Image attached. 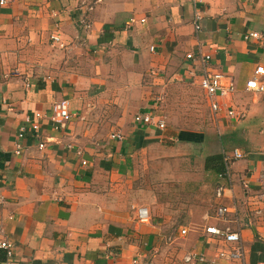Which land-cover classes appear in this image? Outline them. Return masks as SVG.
Wrapping results in <instances>:
<instances>
[{
    "label": "crops",
    "instance_id": "0c3cea01",
    "mask_svg": "<svg viewBox=\"0 0 264 264\" xmlns=\"http://www.w3.org/2000/svg\"><path fill=\"white\" fill-rule=\"evenodd\" d=\"M88 1L0 4V239L11 243V264H131L146 248L141 243L153 245L165 225L133 223L119 210L129 178V152L134 144L157 136L156 127L116 123L118 140L110 138L114 132L94 135V128L83 127L75 117L56 131L46 116L39 120L35 139L26 121L34 112L47 113L59 99L67 100L72 113L88 111L95 108L90 89L101 84L107 98L115 94L111 87L118 80L119 92L126 83H137V95L130 96L140 98L136 112L160 118L151 95H165L172 84L197 85L202 71L230 77L232 102L247 98V114L264 103L259 102L264 91L244 90L255 66H264V0H101L87 14L84 28L79 19ZM251 32L260 38H244ZM201 54L208 59L200 61ZM20 128L26 131L22 138L17 136ZM175 136L177 142L193 139L188 131ZM248 160L246 174L245 161L234 164L226 194V201L232 198L238 208L247 203L241 180L264 193V165ZM237 218L245 264H264V216L248 220L239 213ZM185 233L182 255L201 254L203 261L196 264H231L217 255L224 244L203 227Z\"/></svg>",
    "mask_w": 264,
    "mask_h": 264
},
{
    "label": "rangeland",
    "instance_id": "374dc122",
    "mask_svg": "<svg viewBox=\"0 0 264 264\" xmlns=\"http://www.w3.org/2000/svg\"><path fill=\"white\" fill-rule=\"evenodd\" d=\"M86 64H83L84 68H87ZM114 82L115 87L111 88H116L115 94H110L107 98L108 92L106 96L102 95L103 86L96 83L95 87L90 89L92 102L94 103L95 100V108L84 112L83 110L78 113L71 112L70 120L75 117L83 127L94 128V135L101 136L105 132L108 134L114 132L115 134L112 133L110 137L113 139L118 138L116 135H121L115 128L118 126L116 123L126 128H131L133 124L138 125L134 121V116L141 113L136 112L140 98L130 97L137 95V86H135L137 83L133 81L126 83L127 88L123 85L122 91L119 92L120 82L118 80ZM173 85L166 87L165 95H158L161 93L151 95L155 96L156 113L164 119V128L161 130L154 128L157 136L145 138L146 142L143 144L140 142L137 143L138 145L134 144L136 148L133 146L129 152L131 156L127 182L117 180L114 182L126 185L119 210L128 215V219L133 223L160 221L165 224L157 242L155 241L153 245L151 242L141 243L146 248L139 252L137 257L131 259V264H196L193 261L183 260L187 252L182 255L181 251H185V242L188 239L186 233H180L181 229L192 231L194 228H204L203 225L207 220H212L211 222L217 226L227 224L238 229L241 221L237 218V214L242 213L248 220L264 216V207L260 206L264 204V193L260 187L254 186L250 181L248 182L252 186H248L246 180L240 181L241 186L243 182L247 186L243 188L247 189L246 191L241 190L247 201L244 206L236 207L237 205L232 203V198L231 203L226 201V198H229L226 196L227 189L231 190L229 189L233 181L231 171H234L235 163L245 161L242 167L244 174L250 172L246 163L248 159H255L264 165V103L262 106L258 105L259 109L249 115L243 108L247 98L242 100V103H234L230 96L227 105L237 110H245L243 117L233 119L224 116L222 112L215 115L210 112L208 101L198 81L197 85ZM127 91H135V93L132 92L128 97H124ZM263 99L264 97L259 102L262 103ZM111 128L116 130L109 131ZM184 131L192 133L191 143L175 141L178 139L176 133L180 134ZM100 136L98 138L102 143L103 139ZM134 137L137 136L134 134ZM232 148L240 149L243 157L231 159L227 168L230 171L228 175L214 174L203 169L206 156L212 154H220L223 165H226L223 158ZM218 187L224 188L219 196L216 195ZM218 204L226 205L230 210L221 219L216 218L215 208ZM140 206L147 209L148 221H139L135 217V209ZM188 252L192 253V251Z\"/></svg>",
    "mask_w": 264,
    "mask_h": 264
},
{
    "label": "built area",
    "instance_id": "2783aa9c",
    "mask_svg": "<svg viewBox=\"0 0 264 264\" xmlns=\"http://www.w3.org/2000/svg\"><path fill=\"white\" fill-rule=\"evenodd\" d=\"M101 0H90L86 4H84L83 13L81 14V17L79 19V22L82 23L83 27L88 26V19L87 14L89 11H91L94 6L99 3ZM3 3V0H0V4ZM142 20V19H141ZM193 26L195 30L199 29V13L194 12L193 14ZM252 38H259L260 35L256 32L248 33V35H245L244 38L247 37ZM50 38L53 40H57L58 35L57 34H51ZM152 47H149V50L152 51ZM185 57L191 58V54L188 53L185 55ZM200 61H206L208 59V55H199L197 57ZM264 77V66L263 65H256L253 69V75L246 79L244 82V90L247 92H263L264 91V83L261 78ZM198 85L203 90L206 99L208 101V106L210 109V112L215 115L216 113L222 112L224 116L238 119L244 116L245 110H237L234 107H231V105H227L229 102L230 96H232L235 92V86L233 80L223 75L220 72L217 71H204L202 72L198 78ZM240 109V108H239ZM48 117V119L51 122V128L53 130H62L66 127L68 121L70 120L71 112L68 108V103L66 99H59L51 104V107L49 108V111L47 113L45 112H34L31 117L26 119L28 123V129L29 133L32 137H35V139L38 137V129H39V120L42 119V117ZM46 117V118H47ZM134 121L143 126L151 125L158 129L164 128V119L163 118H155L150 111L143 112V113H137L134 116ZM25 130L23 128H20L18 130L17 136L19 138H22L25 136ZM118 137L117 139H121L120 136L116 135ZM20 151V144L18 142L15 143V153H18ZM77 153L79 151L77 150ZM243 157V152L238 148H232L228 153L226 152V156L223 158V161L226 162V165L224 164V169L221 174L222 175H228L230 171H228V164L231 161V159H239ZM81 164H85L84 160L80 161ZM224 162V163H225ZM243 188H246V183L243 182ZM224 188L218 187L216 190V195L219 196L222 194ZM228 190V189H227ZM216 218L221 219L223 216H225L227 213L230 212L229 207L223 204H218L216 206ZM135 217L139 221H148V212L145 207H137L135 209ZM204 233L215 237L216 239L220 240L221 243L224 244L223 247H221L218 250L217 255L219 258L225 259L228 263L231 264H245L244 262V254H243V248L240 241L239 232L237 229H234L230 227L227 224L219 225L217 226L215 223H210L204 226L203 228ZM180 233H185V229H181ZM0 249H3L6 255V259L1 262V264H11V260L9 259L11 255V243L6 239H0ZM183 260L185 262L187 261H193V262H202L203 256L201 254H196L194 252H187L183 256Z\"/></svg>",
    "mask_w": 264,
    "mask_h": 264
},
{
    "label": "trees",
    "instance_id": "16d2710c",
    "mask_svg": "<svg viewBox=\"0 0 264 264\" xmlns=\"http://www.w3.org/2000/svg\"><path fill=\"white\" fill-rule=\"evenodd\" d=\"M203 169L205 171H211L214 174H221L224 171V165L220 154H212L206 156ZM4 260L3 252L0 250V261Z\"/></svg>",
    "mask_w": 264,
    "mask_h": 264
}]
</instances>
